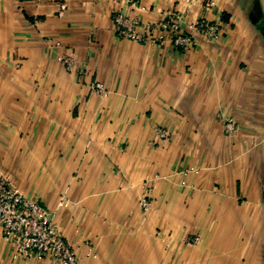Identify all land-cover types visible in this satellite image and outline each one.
Returning a JSON list of instances; mask_svg holds the SVG:
<instances>
[{
    "label": "crops",
    "instance_id": "0c3cea01",
    "mask_svg": "<svg viewBox=\"0 0 264 264\" xmlns=\"http://www.w3.org/2000/svg\"><path fill=\"white\" fill-rule=\"evenodd\" d=\"M205 1L0 0V173L76 264H264V37L254 0ZM113 8L205 17L218 37L137 42ZM0 264L56 263L0 234Z\"/></svg>",
    "mask_w": 264,
    "mask_h": 264
},
{
    "label": "built area",
    "instance_id": "2783aa9c",
    "mask_svg": "<svg viewBox=\"0 0 264 264\" xmlns=\"http://www.w3.org/2000/svg\"><path fill=\"white\" fill-rule=\"evenodd\" d=\"M115 3H125L130 7H140L138 0H114ZM207 8L215 5V0H206ZM64 4L60 6L59 15L63 14ZM112 20L117 32L125 38L141 43H164L167 39L179 49H185L193 42V34L205 38L216 39L219 25L210 22L205 17L189 21L183 27L185 17L179 11H165L155 22L140 23L136 17H128L121 11L111 10ZM141 30H137V26ZM187 28V29H185ZM158 30V35L153 31ZM63 62L70 67L72 58L63 57ZM227 131L232 129V123L225 121ZM160 138H167L165 131L157 130ZM149 187L145 188L140 199L143 209L149 206ZM0 234L2 238L13 244L14 257L40 260L50 257L56 264H76L73 250L57 229L52 214L37 201L24 196L14 189L8 180L0 173ZM92 253V249L89 248Z\"/></svg>",
    "mask_w": 264,
    "mask_h": 264
},
{
    "label": "water",
    "instance_id": "95a60500",
    "mask_svg": "<svg viewBox=\"0 0 264 264\" xmlns=\"http://www.w3.org/2000/svg\"><path fill=\"white\" fill-rule=\"evenodd\" d=\"M254 26L264 37V14L258 0H254Z\"/></svg>",
    "mask_w": 264,
    "mask_h": 264
}]
</instances>
